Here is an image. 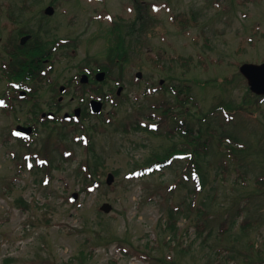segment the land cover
Instances as JSON below:
<instances>
[{"label":"rangeland","instance_id":"1","mask_svg":"<svg viewBox=\"0 0 264 264\" xmlns=\"http://www.w3.org/2000/svg\"><path fill=\"white\" fill-rule=\"evenodd\" d=\"M51 1L55 10L47 17L40 9ZM18 12L37 24L47 17L42 28L68 43L53 44L45 62L51 68L41 82L28 84L36 91L33 98L14 101L15 109L0 107V264H61L70 258L76 264H164V256L166 264H264V100L248 93L237 67L264 61V0H0V65L7 58L4 44L15 33L9 17ZM118 34L126 59L85 87L99 86V93L82 94L74 76L89 68L93 77ZM182 84L193 98L184 117L207 139L199 157L203 189L186 170V158L148 176L126 177L173 142L182 147L177 130L171 138L164 134L184 118L174 120L177 101L170 89ZM60 85H68L65 93ZM7 90L12 95L0 68V96L9 104ZM100 93L112 95L100 115L79 123H37V133L23 144L10 135L18 123L37 122L30 114L34 102L54 112V99H60L61 116ZM158 105L170 107L169 118L161 121ZM103 118L111 121L103 124ZM136 122L158 128L137 129ZM82 125L94 127L86 130L93 151L75 141ZM30 154L53 162L48 180L36 162L23 164ZM87 163H95L92 173L100 176L90 190H84L85 169H79L89 172ZM103 202L112 206L109 212L99 210ZM168 204H180L187 214L178 217L171 245L154 241ZM205 217L200 233L196 224Z\"/></svg>","mask_w":264,"mask_h":264},{"label":"trees","instance_id":"2","mask_svg":"<svg viewBox=\"0 0 264 264\" xmlns=\"http://www.w3.org/2000/svg\"><path fill=\"white\" fill-rule=\"evenodd\" d=\"M191 20V18H189ZM16 26L14 27L15 33L11 36V38L6 41L4 44V51L6 53V60L1 63L0 68L2 72V76L6 79L7 82H12L15 81L17 84V87H25L29 83L33 81H39L41 82L42 78L44 77V70L46 69L45 62L43 60L44 57L47 56L48 51H49V40H48V34L47 35H42L39 32H33L28 29L27 24L21 23V21L16 20ZM23 33H31L32 38L28 40L25 44H20L18 41V37L21 36ZM124 39L119 36L118 34V40L114 44L108 45L107 49V57H108V64L100 67V70H105L107 73L110 72L111 68L113 65H118L121 64L125 59H126V52L127 48L123 46ZM17 87H12L13 89V95L11 99L18 98L16 95V89ZM174 89L172 91L175 93L176 96V104L174 105L177 112L174 116L177 118V115H183L187 112V103L191 100L192 101V96L190 95V86L186 84H182L179 87L172 86ZM170 87V88H172ZM54 90V86H53ZM29 93L32 95L28 98H33L34 97V91H29ZM248 93H250L248 91ZM3 94H6L3 92ZM11 97V96H10ZM101 99V97H100ZM255 100L259 102V97H256ZM54 102L58 104V101L54 99ZM193 105H196V102H191ZM225 105V104H224ZM1 108L6 109V106L4 104L0 105ZM226 107V105H225ZM10 108L15 109V105L12 104ZM158 108L162 109V120H165L166 118L170 117V112L171 109L169 106L164 105H158ZM229 108V107H227ZM51 109V108H50ZM234 109V107H232ZM174 110V111H176ZM43 111V109L37 104L33 103V108L30 109V113L32 115V118L37 119L41 123H51L55 122L56 118L54 120H47V119H41L40 113ZM31 120V119H30ZM29 120V121H30ZM28 121V123H29ZM102 122H105L102 120ZM27 123V122H26ZM135 128L137 129H144L153 131L148 128V126H142L141 124L137 123L135 124ZM36 129V126H35ZM94 130V127H92ZM124 130H128V127L124 128ZM177 130L176 133H178L181 136L182 140V147H177L176 142H173L168 149H165V152L160 154V153H153L148 161L145 162L143 165H151V164H158L160 162L169 160L172 156V154H183L187 155V162L185 164V167L187 171H189L192 175L193 178L195 179V182L199 186L200 189H203L204 187V182H205V177L203 173L200 171L201 168V162L199 160L200 157V150L204 148V145L207 142V139H204L202 141V133L200 129H194V127L186 120V118H180L177 120V123L174 125L173 129H169L164 131V134L168 138H171L170 135L173 134V132ZM173 139V138H172ZM92 150V148H91ZM101 163V162H100ZM48 164H40L36 168L37 170L43 171L45 174H48L50 167H52V162ZM96 164H90L87 163V167L89 170V175H92V172L95 171V166ZM141 165H136L135 169L141 168ZM79 169L82 170H87L85 166L81 165L79 166ZM156 170L153 169L152 173H154ZM94 175V173H93ZM85 183H89L90 179H87V177H84ZM84 188H87L84 187ZM199 212L201 214H207L205 212L204 208L199 207L198 208ZM164 214V225L161 227V230H157L156 232V238L154 239L157 240L158 238L162 239L165 244L171 245L172 242L177 238V229H179V226L177 224V220L179 216L185 215L186 210L180 205H167L165 210L163 211ZM187 215V214H186ZM206 221L203 222H198L196 224V229L201 233L203 232V229L205 228L207 222L209 221V218L205 217ZM225 220V219H224ZM233 220L231 221V223ZM247 223V221H246ZM221 233H223L225 230H227V224L226 222H222L221 224ZM244 223L242 224V226ZM166 237H169V239H166ZM206 239V237H204ZM152 240V242H154ZM143 254L147 256V258L150 256L152 259V255H148L149 253H146L142 251ZM79 257L80 259L85 258L83 255V251L81 250L79 252ZM167 257L164 256V258H161V261L166 264V259ZM115 261V260H113ZM252 263L254 260H252ZM81 262V261H80ZM82 263V262H81ZM61 264H76L75 261L70 258L67 261H64Z\"/></svg>","mask_w":264,"mask_h":264},{"label":"water","instance_id":"3","mask_svg":"<svg viewBox=\"0 0 264 264\" xmlns=\"http://www.w3.org/2000/svg\"><path fill=\"white\" fill-rule=\"evenodd\" d=\"M53 8L51 6L47 7L45 12L46 13H52ZM28 36H24L21 38V42H24ZM239 72L245 77L247 84L249 86V89L257 94V95H263L264 96V62L261 63H251V62H244L239 66ZM136 76L139 78L141 76L140 72L136 73ZM98 80H102L104 77V73L100 72L96 75ZM86 77L83 76L81 78L82 82H86ZM64 89L63 86L60 87V90L62 91ZM120 89L117 91L119 93ZM24 94V92L22 93ZM91 107L94 112H99L101 109V103L92 101ZM79 114V108L75 109V115ZM43 116L45 113L42 114ZM49 116H53V113H48ZM68 114H65L64 117H67ZM16 130L20 133H29L31 131V127H23L21 125H18L16 127ZM113 180L112 174H108L107 177V183H111ZM77 196L76 193L73 194V197L75 198ZM103 211L109 212L111 209V205L109 203H103L100 207Z\"/></svg>","mask_w":264,"mask_h":264},{"label":"flooded vegetation","instance_id":"4","mask_svg":"<svg viewBox=\"0 0 264 264\" xmlns=\"http://www.w3.org/2000/svg\"><path fill=\"white\" fill-rule=\"evenodd\" d=\"M97 17L100 18V14H98ZM43 20H49V19H48L47 17H45ZM41 25H43V23H42V19H41ZM45 61H47V59H45ZM88 75H89L90 77L92 76V75H90V74H88ZM91 80H93V77H91ZM96 88H97V91H98V93H99V91H100V87L98 86V87H96ZM82 89H83V88H82ZM77 96L80 97V101H84V99H82L83 97L81 96L80 93H79V95H77ZM92 98H95V97H94V94H93L90 98L87 99L88 101H86L87 103H85V105L83 104L84 106H81V107H80V105L76 106V107H80L81 110L83 109L82 111H84V113H85V115H86V118L89 117V112H90V110H89V102H90V100H91ZM81 103H82V102H81ZM76 107H75V108H76ZM75 108H74V109H75ZM56 109H59V110H60V107H58V108L56 107ZM70 112H72V111H70Z\"/></svg>","mask_w":264,"mask_h":264},{"label":"snow or ice","instance_id":"5","mask_svg":"<svg viewBox=\"0 0 264 264\" xmlns=\"http://www.w3.org/2000/svg\"><path fill=\"white\" fill-rule=\"evenodd\" d=\"M45 183H47V181H45Z\"/></svg>","mask_w":264,"mask_h":264}]
</instances>
